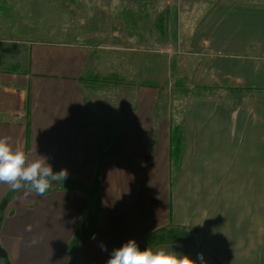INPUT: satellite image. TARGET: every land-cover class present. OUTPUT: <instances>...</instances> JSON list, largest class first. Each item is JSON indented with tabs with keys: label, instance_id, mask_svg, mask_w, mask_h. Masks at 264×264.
<instances>
[{
	"label": "crops",
	"instance_id": "0c3cea01",
	"mask_svg": "<svg viewBox=\"0 0 264 264\" xmlns=\"http://www.w3.org/2000/svg\"><path fill=\"white\" fill-rule=\"evenodd\" d=\"M132 1L165 35L188 29L197 79L174 100L157 75L161 59L172 67L164 51L84 32L13 52L0 31V136L69 173L44 195L0 183V264H105L130 238L207 264H264V3L193 0L178 22L170 2Z\"/></svg>",
	"mask_w": 264,
	"mask_h": 264
},
{
	"label": "rangeland",
	"instance_id": "374dc122",
	"mask_svg": "<svg viewBox=\"0 0 264 264\" xmlns=\"http://www.w3.org/2000/svg\"><path fill=\"white\" fill-rule=\"evenodd\" d=\"M192 1L165 0V5L168 6L170 2L174 12L173 20L179 22L180 12L189 9ZM234 1L238 3H264V0ZM107 6H110V9ZM163 9L165 8L157 9L156 15L160 11L163 12ZM140 10L138 12V9H134L132 0H127L122 9L121 5H116L115 0H0V31L6 37L11 38L12 42H15L13 43L15 46L12 44L14 46L13 52L19 49L16 46L24 45L19 43L25 41L72 42L76 36H84V32H88V35L92 36L95 34L101 36L103 41L98 39L97 45L103 43L102 45L106 47L111 45L116 47V44L122 43L125 48L134 47L138 50H148L151 54H159L164 51L172 55V67L171 70L165 68L161 59L160 64L157 63V75L160 77V82L165 83L166 90L169 92L167 94L173 99L180 96L178 90L181 85H190V88L197 79L195 70L199 62H197L198 58L194 56L195 50L185 46L182 41V36L188 29L179 23H172L171 26H166L165 35L163 33L164 26L149 23L146 18L151 16L150 12L144 9ZM5 11L6 13H3ZM89 14L96 17V22L89 21ZM107 15L113 18L116 16L121 17V19L124 18L125 22L99 23ZM126 17L128 18L126 19ZM113 33L118 35L119 40L102 37L104 34ZM132 35L138 36L140 39L135 46H132L130 41ZM154 39L157 40L153 41ZM16 58L19 59L15 56L9 57L10 60ZM105 60L107 61L106 58ZM110 64L112 63L108 60L106 65Z\"/></svg>",
	"mask_w": 264,
	"mask_h": 264
},
{
	"label": "clouds",
	"instance_id": "9594fccd",
	"mask_svg": "<svg viewBox=\"0 0 264 264\" xmlns=\"http://www.w3.org/2000/svg\"><path fill=\"white\" fill-rule=\"evenodd\" d=\"M68 174L66 167L54 170L42 155L29 162L22 147H14L9 136H0V183L9 184L13 189L26 187L44 195L55 184H64ZM105 264H207V261L202 253L194 258L175 250L173 245L141 247L136 238H130L112 249Z\"/></svg>",
	"mask_w": 264,
	"mask_h": 264
},
{
	"label": "water",
	"instance_id": "95a60500",
	"mask_svg": "<svg viewBox=\"0 0 264 264\" xmlns=\"http://www.w3.org/2000/svg\"><path fill=\"white\" fill-rule=\"evenodd\" d=\"M0 257H7V252L1 246H0ZM6 264H11V263L7 262Z\"/></svg>",
	"mask_w": 264,
	"mask_h": 264
}]
</instances>
